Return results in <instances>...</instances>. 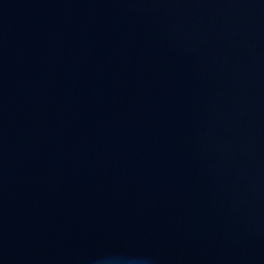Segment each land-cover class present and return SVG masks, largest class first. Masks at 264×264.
Wrapping results in <instances>:
<instances>
[{
  "label": "water",
  "instance_id": "water-1",
  "mask_svg": "<svg viewBox=\"0 0 264 264\" xmlns=\"http://www.w3.org/2000/svg\"><path fill=\"white\" fill-rule=\"evenodd\" d=\"M0 264H264V0H0Z\"/></svg>",
  "mask_w": 264,
  "mask_h": 264
}]
</instances>
